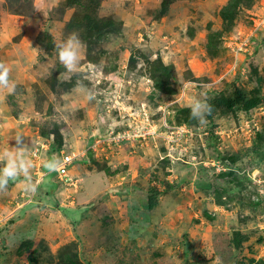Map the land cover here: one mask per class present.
Here are the masks:
<instances>
[{
	"label": "rangeland",
	"instance_id": "rangeland-1",
	"mask_svg": "<svg viewBox=\"0 0 264 264\" xmlns=\"http://www.w3.org/2000/svg\"><path fill=\"white\" fill-rule=\"evenodd\" d=\"M262 15L264 0H0L15 84L0 153L28 165L0 190V264H264ZM73 30L86 47L69 73L55 46ZM53 187L72 211L41 196Z\"/></svg>",
	"mask_w": 264,
	"mask_h": 264
},
{
	"label": "clouds",
	"instance_id": "clouds-1",
	"mask_svg": "<svg viewBox=\"0 0 264 264\" xmlns=\"http://www.w3.org/2000/svg\"><path fill=\"white\" fill-rule=\"evenodd\" d=\"M86 47L84 41L80 38V30H73L68 33L67 37L55 46V51L57 52L58 59L60 63L65 67L67 72L74 73L78 68L82 50ZM64 75V74H61ZM59 79V77H58ZM191 83V82H188ZM79 87V85H78ZM0 88H6L9 91H14L15 84L9 80V68L0 62ZM203 109V115L201 116V122H205V117L211 115L212 106L206 102L201 104L197 101L194 105L190 106L191 117L194 118L198 115V112ZM17 152H23L24 148L22 146L21 137L16 138ZM0 157H8L3 168H0V190H4L7 187L9 180H15L21 176V173L25 174L27 177L28 165L25 163L17 162L11 157V153L4 152L0 153ZM45 167L49 172L55 171V167L51 164H46ZM35 185L31 188L26 187L27 191H35Z\"/></svg>",
	"mask_w": 264,
	"mask_h": 264
},
{
	"label": "trees",
	"instance_id": "trees-1",
	"mask_svg": "<svg viewBox=\"0 0 264 264\" xmlns=\"http://www.w3.org/2000/svg\"><path fill=\"white\" fill-rule=\"evenodd\" d=\"M52 48H53V46H52ZM257 100H251V101H248L247 103H246V108H245V110H249V109H252L253 107H255L256 105H257ZM55 134V133H54ZM56 135V134H55ZM56 144H55V142H54V148H57V149H61V146H58V147H56L55 146ZM49 152V151H48ZM50 152H51V150H50ZM89 155H91V156H93V152L90 150L89 151ZM23 180V177H19V178H17V179H15L14 181H15V183H19L20 181H22ZM40 186V185H39ZM40 191V188L38 187L36 190H35V192H34V197H36L37 195H38V192ZM42 193H45V195H47V193H49V195H50V191H47V190H44V191H42ZM37 198V197H36ZM46 205V204H45ZM31 206V205H30ZM30 206H28V207H30ZM54 206H56V204L54 205ZM90 207L91 206H94L93 204H91V205H89ZM27 207V208H28ZM56 208H61V210H64L65 211V213L66 212H68V211H72L73 209H68V208H65V207H58V206H56ZM87 207H83V206H81V207H78V209L76 208L74 211L75 212H79V213H81V217L79 218V219H77V220H79V221H81V220H83V218H84V216H85V213H86V209ZM89 208V207H88ZM19 213H21L19 216H17V217H13V218H11L10 220H9V222L11 223V224H13V223H15L17 220H19V219H21L22 217H23V214L25 213V209L24 210H22L21 212H19ZM18 213V214H19ZM105 218V216H103V215H99V217H97L96 218V220L98 219V220H101V219H104ZM74 219V218H73ZM76 220V219H75Z\"/></svg>",
	"mask_w": 264,
	"mask_h": 264
},
{
	"label": "built area",
	"instance_id": "built-area-1",
	"mask_svg": "<svg viewBox=\"0 0 264 264\" xmlns=\"http://www.w3.org/2000/svg\"><path fill=\"white\" fill-rule=\"evenodd\" d=\"M254 28V30H253ZM252 28L253 32L257 33L258 31H264V15L262 17H259L257 21L255 22V26ZM249 40V39H248ZM39 152V148H36L35 154ZM75 161V157H71V155H64L62 158V161L60 164L56 167L58 171V177L61 180L68 179V171H69V166Z\"/></svg>",
	"mask_w": 264,
	"mask_h": 264
},
{
	"label": "crops",
	"instance_id": "crops-1",
	"mask_svg": "<svg viewBox=\"0 0 264 264\" xmlns=\"http://www.w3.org/2000/svg\"><path fill=\"white\" fill-rule=\"evenodd\" d=\"M39 180H40L39 182L41 183L42 180H44V179H39ZM39 182H38V183H39ZM17 184H18V185H17ZM15 185H17L15 188L18 189V186H19V185H24V182H19V183H16ZM55 187H56V185H55ZM55 187H53L51 190L48 189L47 191H50V195H52L51 193H53L52 196H53V198L55 199V201H57V199L55 198V195H54V190H53ZM56 188H57V187H56ZM50 195H49V193H47V195H45V193H42L41 196H46V197H48V196H50ZM33 197H34V195H32V199H31V201H30L29 204H31V203H33V202H35V203L38 202V203H40V204H43V198H38L36 201H33V200H34ZM57 203H58V201H57ZM48 204H49V203H48ZM89 205H90V204H85V205L83 204V205H79V206H78V207L83 206L84 208L87 207V208H86L87 210H86V213H85L84 218L89 217L90 214H91L92 211H93V210H92V206L90 207ZM32 206H33V205H32ZM58 207H64V205H59V203H58ZM78 207H77V209H78ZM88 207H89V208H88ZM75 209H76V208H75ZM75 209H74V210H75ZM17 212H19V211H17ZM84 218H83V219H84Z\"/></svg>",
	"mask_w": 264,
	"mask_h": 264
}]
</instances>
